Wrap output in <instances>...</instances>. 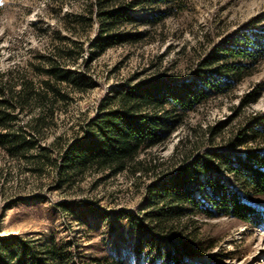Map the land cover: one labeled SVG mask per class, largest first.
<instances>
[{
	"label": "rangeland",
	"instance_id": "obj_1",
	"mask_svg": "<svg viewBox=\"0 0 264 264\" xmlns=\"http://www.w3.org/2000/svg\"><path fill=\"white\" fill-rule=\"evenodd\" d=\"M90 2L0 0L3 79L16 81L23 75L38 81L47 58L73 39L82 49L76 62L67 59V66L93 84L71 91L69 99L57 103L39 140L48 145L59 138L49 159L41 158L38 148L12 155L0 146V235L19 234L38 250L60 247L67 251L69 263L103 264L116 258L119 264H161L160 258L153 260L156 251L151 249L165 235H158L147 216L158 204L146 184L173 171L189 153L207 162L208 173L227 186L243 189L233 166L249 150L264 151V56L230 89L212 93L183 114L162 144L141 152V157L159 162L154 169L63 170L53 150L81 136L98 112L116 107L127 85L161 77L176 86L220 44L251 28L264 32V0H142L131 10L133 21L119 28L136 37L103 52L90 46L96 23L73 19L87 13ZM252 92L258 98L250 102ZM218 153L231 162H223ZM194 193L203 198L198 189ZM251 200L263 213L258 225L230 215H208L200 208L187 210L197 232L212 239L213 246L203 254L175 250L163 264H264V197ZM9 252L0 254V263H18L10 260Z\"/></svg>",
	"mask_w": 264,
	"mask_h": 264
},
{
	"label": "trees",
	"instance_id": "obj_2",
	"mask_svg": "<svg viewBox=\"0 0 264 264\" xmlns=\"http://www.w3.org/2000/svg\"><path fill=\"white\" fill-rule=\"evenodd\" d=\"M141 1L91 0L88 12L73 15V19L82 24L96 23V35L90 46L103 52L115 43L134 38V34H123L119 28L133 21L131 10ZM68 41L57 47L56 56L47 58L39 72L43 78L38 81L23 75L12 81L0 75V146L10 154L25 155L38 148L41 158L49 159L50 150L57 146L59 138L48 145L39 140L44 138L57 103L69 99L71 91L87 90L93 85L87 75L67 66V59L76 62L82 49L80 42ZM263 56L264 32L251 28L213 49L198 62L191 77L176 86H170L161 77L127 85L116 107L98 112L81 136L53 150V158L60 161L63 170L69 166L147 172L159 162L141 157V152L162 144L179 125L183 114L212 93L230 89ZM248 95L250 102L258 98L253 92ZM26 112L28 118H21ZM218 155L223 162H231ZM246 155L233 166L245 184L242 190L229 187L218 176L208 173L209 164L189 153L182 156L173 171L146 184V190L158 204L147 216L158 235H165L160 236L159 246L151 249V253L156 251L155 262L157 258L163 262L170 260L175 250L203 254L213 246L212 239L197 232L196 221L189 218L187 210L200 208L208 215H230L253 225L262 221L263 213L251 199L255 195L264 197V151L249 150ZM200 173L207 174L206 178H201ZM196 189L203 198L195 195ZM6 251H10L13 263L15 259L18 261L14 264H77L69 263L67 251L60 247L50 245L38 250L19 234L0 235V254ZM103 264L119 261L106 259Z\"/></svg>",
	"mask_w": 264,
	"mask_h": 264
}]
</instances>
